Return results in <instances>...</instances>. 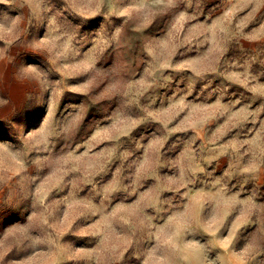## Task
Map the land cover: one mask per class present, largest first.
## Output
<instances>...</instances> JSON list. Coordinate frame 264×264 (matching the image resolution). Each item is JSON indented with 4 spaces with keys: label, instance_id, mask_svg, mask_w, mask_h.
Returning a JSON list of instances; mask_svg holds the SVG:
<instances>
[{
    "label": "rangeland",
    "instance_id": "rangeland-1",
    "mask_svg": "<svg viewBox=\"0 0 264 264\" xmlns=\"http://www.w3.org/2000/svg\"><path fill=\"white\" fill-rule=\"evenodd\" d=\"M52 4L55 11L47 17L39 33L31 24L26 31L34 42L38 40L44 44L46 52L30 46L25 50L14 42L20 35L19 21L26 18V9L30 8L36 18L41 19V10L47 11L45 5L40 0H32L30 5L23 7L18 3L0 4V9L6 10L0 12V166L5 172H18V158L25 152L30 159L48 161L47 154L40 156L29 148L48 141L46 124L50 114L66 125L72 143V148L66 152H61L63 142L57 145L59 158L51 171L39 178L34 189L30 186L35 178L24 177L22 183L28 187L21 193L13 185L11 176L0 177L4 185L0 189V255L4 264L12 260H28L30 264H104L106 258L116 257L121 252L120 264H168L167 258L151 247L141 248L139 243L129 246L130 237L116 230L114 219L106 215H88L85 220L78 213L86 211L91 204L100 210L110 207L121 223L138 219L135 196L122 199L117 193L116 199L109 203L101 197L105 190H118L127 185L131 170L143 160L149 145L163 135L161 121L170 120V129L184 121L191 125L186 131H174L168 136L166 159L174 160L177 167L159 168L164 180L176 179L180 169L191 166L193 154L204 145L211 150L214 136L219 138L215 141L213 162L205 165L199 187H210L215 180L224 177L229 159L220 146L236 138L238 127H246L251 138L264 125V30L261 29L264 4L258 0L251 3L249 0H202L195 9L181 4L179 12L193 17L186 20L164 7L155 12L144 10L143 0H127V6L115 0L112 10L116 14L111 17L106 9L97 10L90 0H51L49 6ZM133 13L139 23L128 27L125 21ZM106 20L111 22L110 31L105 26ZM222 27H227L224 35L230 34L231 38L213 44L200 35L206 28L218 31ZM121 30L127 35L125 46L129 49V63L135 76L126 85L117 81L110 86L100 84L96 87L101 74L117 65V51L112 45ZM241 32L253 39H244ZM138 37L147 38L146 52H141L142 41ZM62 52L66 59L73 58L53 72L52 59L59 58ZM149 57L164 58L172 65L186 67L165 69L171 82L149 89L154 93L151 110L159 119L140 124L131 134L133 140L128 137L113 140L110 130H123L128 125V118L120 110L115 95L125 86L134 84L135 92L144 87L140 81L151 65L142 61ZM93 67L98 71L95 77H90L88 71ZM207 68H215L207 73L211 88L205 90L198 84L194 92L187 94L183 90L185 78L196 70ZM45 73L51 74V82ZM33 80L40 85L39 92L31 84ZM181 104L188 107L180 111L176 106ZM205 119L207 123H203ZM229 121L237 127L226 130L224 126ZM113 146L116 156L103 172L89 177L86 183L74 180L70 187L66 186L68 176L72 175L69 168L87 164L82 157L99 154ZM256 147L264 149V143L258 141ZM124 153H128L127 159L122 158ZM103 160L101 157L100 162ZM228 188V195L244 204L245 220L255 208L264 206V183L233 180ZM144 190V187L139 189L140 192ZM204 190L206 192L207 188ZM196 192L197 188L193 187L190 212H195L206 198L197 196ZM164 196L182 198L170 191ZM56 200L71 206L60 218H56L51 207ZM46 205L53 212L52 216L46 214ZM171 219L168 217L157 225L155 234L161 235L160 228ZM36 225H44L40 235L47 241L46 246L38 247L35 252H22L12 246L32 236ZM135 227L133 224L134 230ZM205 227L212 232L217 225L209 221ZM259 229H264V220L244 224L230 243H221L217 254L234 249L228 256L229 264H243L240 254ZM184 231L185 226L179 227L176 220L173 231L163 232L168 247L185 261L203 260V249L190 245H201L204 241L185 240ZM220 232H224L222 227ZM224 236L227 238L228 234L225 232Z\"/></svg>",
    "mask_w": 264,
    "mask_h": 264
},
{
    "label": "clouds",
    "instance_id": "clouds-1",
    "mask_svg": "<svg viewBox=\"0 0 264 264\" xmlns=\"http://www.w3.org/2000/svg\"><path fill=\"white\" fill-rule=\"evenodd\" d=\"M45 5V10H41V16L43 18L38 19L33 14L31 9H26V18H22L19 21L20 35L16 38L15 43L25 47V50L30 46L33 49H39L47 51L44 44L41 42L33 41L32 38L26 35L27 27L29 24L33 28L39 29L47 23V17L52 15L55 11V6L51 0H40ZM115 0H90L97 10L104 8L107 11V15L111 17L116 13L112 10V5ZM120 2L127 6V0H120ZM202 0H143V9L151 10L153 12L156 9L164 7L169 11H172L175 15L179 13L181 20L192 19L193 17L187 16L185 12H179V5L184 4L187 8H198ZM249 2H257V0H249ZM259 3L264 4V0H258ZM18 3L21 7L30 5L32 0H0V4H13ZM6 11L0 9V12ZM128 27H135L139 23L137 15L133 13L125 21ZM105 26L108 30H111L110 20L105 21ZM261 29L264 30V25H261ZM227 32V27L219 28L218 31H214L211 28L204 29L200 35L205 39H210L213 44L217 40H223L231 38L230 34L226 37L224 34ZM244 39H253V37L244 35ZM141 39V52H146L147 38L138 37ZM127 35L121 30L118 32V38L113 42V47L117 51V65L111 70H105L101 76L102 78L97 80L96 87L100 84L112 85L113 82H123L125 85L127 81L131 80L135 76V72L132 70L131 63H129V49L125 46ZM73 57L69 56L65 58L62 52L59 58L52 59L53 68L52 71L56 72L60 70V67L65 63H68ZM151 65V67L144 73L143 79L140 83L144 84V87L135 92V85L122 87L121 91L115 95L116 102L120 106V110L127 116L128 125L123 130L111 129L113 132L111 139L119 140L120 137H128L129 140H133L132 132L142 123L150 119H159L157 113L152 111L153 96L154 93L149 92L150 88L157 87L161 84H168L171 82V77L165 74V69H181L186 67L184 64L172 65L168 60L164 58L152 59L146 58L145 61ZM34 71V69H33ZM97 69L90 68L88 75L95 77ZM215 71V68H207L204 70H196L191 76L185 78L184 91L187 94H191L197 88L199 84L205 90L210 89L211 85L207 80V73ZM20 77V74H17ZM46 78L51 82V74L45 73ZM27 79V78H24ZM31 84L35 86L37 92H39L40 85L37 81H31ZM180 111L188 107L181 104L176 106ZM203 111H211V109H204ZM177 115L179 112L176 113ZM170 120L161 121L163 124V135L149 145V151H146L143 160L131 170L130 181L126 186L120 189L105 190L101 199L105 203H109L111 200L116 199V195L120 198H127L130 195L136 197L135 206L138 211V219L133 220L130 223H121L119 217H115L111 213L110 207H106L103 210L97 209L91 204L87 206L86 211L82 210L78 215L81 218L87 219L88 215H106L109 219H114L115 228L121 234H127L130 237V245L137 244L143 247H151L158 255L166 257L168 264H229L228 256L234 252V249H225L217 254L216 250L221 248V243L228 244L235 237L238 229L246 223H258L264 220V206L255 208L250 214L249 219L245 220L242 209L244 204L228 195V185L235 180L237 183H264V149H257V142L264 143V125L255 133L254 136L249 138V132L246 127H238L235 132L234 139L220 146L222 152L226 154L229 159V168L225 172L224 177L215 180L211 186L205 185L207 188L205 192L204 188L199 187L201 182V175L205 173V165H210L213 162L214 152L216 149V139L218 136H214L210 142L212 149L209 150L207 144L201 149L197 150L193 154V160L191 166H186L179 170V175L176 179L164 180L159 175V168L167 166L176 168L177 164L174 160H167V149L165 144L167 143L168 136L174 131H186L191 125L188 121H184L175 129L168 128ZM208 119H205L203 123H207ZM48 128V141H41L39 144L31 145L29 151L38 153L40 156L47 154L48 161L42 159H30L28 153L25 152L18 158V172H5L2 166H0V177L11 176L13 178V185L21 192L27 190V187L22 183L25 176L35 178L32 181L31 188L34 189L35 185L39 183V178L43 177L45 172H50L54 166V161L59 158V153L56 152V147L61 142L64 143V147L61 152H66L72 148L71 137L66 132V125L55 118L54 114H50L49 121L46 124ZM226 130H231L237 127L234 123L229 121L225 126ZM108 138V137H106ZM154 149V151L152 150ZM91 152V148H89ZM116 156V147L111 149H105L99 154L93 153L92 155H86L82 157V161L88 163H81L76 169L69 168L68 171L72 173L69 175L66 181V186H71L74 180H79L86 183L89 177H95L99 173L104 171L107 164ZM104 157L103 162H100V158ZM128 153L123 154V159H127ZM238 162V163H237ZM15 167V166H14ZM151 182V183H149ZM4 185L0 183V189ZM144 187V191L140 192L139 189ZM196 187L197 196L206 197L203 203L195 212H190L191 207L189 201L192 199V188ZM174 192L179 194L182 198L177 199L175 197H165V192ZM54 209L56 218L63 217L66 208L70 209V205L66 206L62 200L54 201L51 206ZM47 215L52 216L53 212L49 211V206H44ZM168 217H172L166 224L160 228L161 235H156L157 225H161V222ZM228 217L232 219L229 220ZM182 220L185 231L183 238L191 241H201L204 243L197 245L193 243L190 247H201L203 249V260H189L185 261L182 257L177 255L176 251L168 247L167 242L164 239L163 232H171L174 228L176 220ZM209 221L214 222L217 227L214 231L209 232L205 227ZM133 224L136 225L135 230ZM44 225H36V231L32 236L25 237L22 242H14L12 246L17 247L19 251L35 250L40 246H46L47 241L40 235V230ZM224 229V232H220V228ZM28 231H31L29 229ZM228 236L225 238L224 233ZM134 250V249H133ZM243 257V264H264V229H259L256 236L252 238V241L244 249V252L240 254ZM215 256V259L212 257ZM123 252L116 257H108L105 259L104 264H120L122 260ZM34 258V257H33ZM0 264H4L3 256L0 255ZM8 264H30L28 260H12Z\"/></svg>",
    "mask_w": 264,
    "mask_h": 264
},
{
    "label": "snow or ice",
    "instance_id": "snow-or-ice-1",
    "mask_svg": "<svg viewBox=\"0 0 264 264\" xmlns=\"http://www.w3.org/2000/svg\"><path fill=\"white\" fill-rule=\"evenodd\" d=\"M0 27H2V26H0ZM178 226H179V227H183V226H184L182 220H180V219H178ZM211 226H212V225H209V227H211Z\"/></svg>",
    "mask_w": 264,
    "mask_h": 264
}]
</instances>
